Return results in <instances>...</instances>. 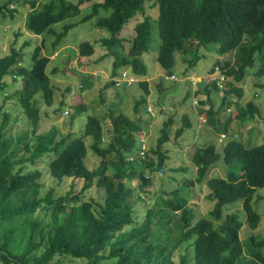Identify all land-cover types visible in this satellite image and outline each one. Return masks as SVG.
I'll use <instances>...</instances> for the list:
<instances>
[{"label": "trees", "instance_id": "1", "mask_svg": "<svg viewBox=\"0 0 264 264\" xmlns=\"http://www.w3.org/2000/svg\"><path fill=\"white\" fill-rule=\"evenodd\" d=\"M10 1L0 4V13L13 18L17 8ZM85 1L90 2V10L80 22L96 16V26L109 33L101 39V43L107 53L113 55L112 77L119 67H128L137 75L146 74L142 54L149 49L153 29L151 15L145 13L146 4L150 2L149 6L157 5L158 9L160 45L157 62L166 76L173 74L176 53L187 68L196 65L208 51L215 50L221 56L209 71L220 70L224 79H230V87L224 90L216 108L210 99L212 88L218 90L216 80H210L209 84H203V90L199 89L207 100L201 102L209 101L210 104L201 111L206 124L221 134H227L231 120L243 123L259 113L256 104L249 101L243 105L240 100L248 68H253L257 62L252 74L257 77L264 75V0H77L76 3L71 0H23L22 5L29 8L25 27L36 35L53 33L55 39L52 46L55 49L68 30L80 22L64 23L58 32H54L52 26L79 14V5ZM100 10L106 14L97 16ZM136 13H141L142 19L135 23L131 39L121 37L124 24ZM28 43L24 41L22 46ZM43 45L42 40V45L34 47L29 67L21 65V49L14 46L0 56V89L9 85L7 77L14 82L20 81L21 87L5 99L16 100L33 133L40 119L37 93L40 92L39 97L46 106L53 103L54 97V88L46 72L50 59L41 55ZM78 48L81 56L93 53V46L88 41L80 43ZM229 52H232V59L225 57ZM115 83V79L111 78L105 85L108 87ZM139 85L145 94L149 93L145 80ZM260 87L264 88V83ZM144 102V96L136 100L134 111L137 112L138 106ZM73 105L76 112L85 109L84 105ZM232 106L235 114L228 113L222 120L220 111L229 110ZM187 117L183 115V125L176 130V138L190 127L191 121ZM8 120L9 115L4 113L0 125L1 263L63 264L70 259L80 260L79 264H175V251L182 243L192 239L194 264H264L261 252L264 240L255 241L251 235L250 243L258 249L250 250L248 256L239 237L244 222L255 229L261 218L258 210L253 208L252 200L256 189L264 188V142L246 147L242 141L230 138L223 146L224 178L204 179L207 169L219 156L213 143L194 150L191 155L195 166L194 180L183 179L172 193H178L181 187L188 188L194 183L205 184L208 188L206 198L213 201V207L207 212L208 216L203 217L185 206L186 197L164 200L163 204L170 211L183 209L181 218L178 217L175 223L177 235L170 238V228V231H160V227L171 219L170 211L148 207L142 224L137 225L134 219L135 202L140 199L139 193L144 191L148 181L143 172H136L134 165L138 161L127 158L144 144L139 136L142 134L141 125L135 119L122 113L111 115L112 131L105 137L102 121L88 115L78 136L70 134L55 141L56 129L52 127L30 138L25 132L15 143L2 138L1 129ZM171 124V118L163 122L155 147L144 152V157L149 154L156 156L157 169L168 158L163 145L169 140ZM87 137L91 138L88 143L90 154L100 159L94 168L85 164ZM20 141H23L29 155L16 158V147ZM46 155L49 157L44 161L52 178L58 182L67 177L83 180L79 193L71 194L69 190L64 195L55 196L53 187L42 193V184L38 181L41 172L36 168L22 172L23 162L35 165ZM135 176L139 181L137 194L126 185ZM93 185L102 189V203L80 199V195ZM257 198L256 202L264 200V196ZM237 200L242 201L246 215L244 221L236 212L223 214V206ZM37 211L42 212L41 217L34 215ZM213 220L217 221V225ZM125 226L131 228L124 230ZM179 264H188L185 254L180 256Z\"/></svg>", "mask_w": 264, "mask_h": 264}, {"label": "rangeland", "instance_id": "2", "mask_svg": "<svg viewBox=\"0 0 264 264\" xmlns=\"http://www.w3.org/2000/svg\"><path fill=\"white\" fill-rule=\"evenodd\" d=\"M5 1L0 0V4ZM22 1H10L17 8L15 17L11 18L8 15L4 17L0 13V56L7 53L10 46H14L16 49H21V65L29 67L34 47L42 45L43 40L44 47L41 49V55L49 56L50 59L46 72L54 88V97L53 103L46 106L42 98L39 97L40 92L37 93L40 119L38 128L33 133L26 115L18 106L16 100L14 98L5 99L7 95L13 94L15 90L21 87L19 80L14 82L7 77L6 80L9 85L4 89H0V125L3 121V114L7 113L9 115V120L1 129L2 138L11 139L15 143L18 137L25 132H28L30 138L36 134L46 132L52 127L56 129L55 141H59L62 137L70 134L78 136L84 129L88 115L95 116L102 121L103 132L106 137L112 131L111 115L116 116L122 113L130 119H135L141 125L142 134L139 136L140 140L144 142V144H141V150L142 145H146L145 151H147L149 148L155 147L163 122L171 118L169 140L163 145L168 158L165 159L160 169H157L156 156L149 154L144 157L140 155L138 147L136 153L127 156L130 161H138L134 165L136 172H143L148 180L143 187L144 191L139 193L140 199L135 202V222L137 225L143 223L148 207L170 211L171 209L163 204L164 200L178 196L186 197L185 206L191 207L197 216L207 217V212L213 207V201L206 198L208 188L205 184L194 183L193 186L188 188L183 189L181 187L178 193H172V191L179 188L183 179L194 180L195 166L191 161V155L197 147L213 143L219 155L216 162L207 169L204 179L209 177L224 178L226 168L222 159L223 146L230 138L242 141L246 147L264 142V88L260 87V84L264 83V75L257 77L252 74L258 63L256 62L253 68H248V74L242 84L243 97L240 103L244 105L246 102H253L258 106L259 113L243 123L238 120H231L227 134H221L206 124L204 117L201 115V111L206 110L210 104L209 101L207 103L201 102V100H204V102L207 100L205 94L202 93L203 91H199V89L203 90V84H209L210 80H216L218 90L212 88L210 99L213 101L214 108L218 106L224 90L230 87V79H224L217 68L214 72L209 70L212 68L214 61L221 56L215 50L208 51L206 56L200 58L196 65L187 68L186 64L180 60V55L177 57L176 53V62L172 70L175 79L166 76L157 62L160 45L157 29V5L154 7L149 6V2L146 4L145 10V13L151 15L153 26L149 49L142 54V59L147 67L146 74L137 75L128 67H119L116 75L112 77L113 55H109L107 49L101 43L103 37L109 36L108 31L96 26V16L88 21L80 22L90 10V2L85 1L79 5L81 11L76 16L67 18L52 26L53 31L58 32L64 23L80 22L68 30L67 34L61 39L60 44L54 49L52 42L55 35L53 33L47 32L36 35L25 27V16L29 8L27 5H22ZM71 1L73 3L77 2V0ZM105 14V11L100 10L97 16ZM141 19V13H136L124 24L120 36L130 40L132 33L134 34L133 27L135 23ZM24 41H28V45L22 46ZM84 41L90 42L93 46V53L90 56L79 54L78 46ZM225 57L232 59V52L225 54ZM185 69L187 70L185 71ZM111 78L116 80V84L106 87L105 84ZM142 80L147 83L148 94H145L143 87L139 85ZM141 96L145 97V102L139 106L137 105L138 111L136 109L137 112H135V101ZM73 104L84 105V111L76 112ZM233 110V106L229 110H221L222 120L227 117L228 113L235 114ZM183 115L188 116L191 125L189 128H185L180 137L176 138V130L183 125ZM232 132H234L233 135H231ZM90 139V137L85 139L88 155L85 164L89 168H94L100 159L96 155L90 154L91 150L88 146ZM138 140L137 136L136 145ZM30 149H32V146H30ZM15 154L16 158L29 155V152L24 149L23 141L17 144ZM48 157L49 155H46L42 159L43 161L40 160L35 165H31L28 161L23 162L22 172L25 173L34 168L41 172L38 181L42 184V193L47 192L51 187L54 188L55 196L64 195L69 190H71V194L79 193L83 180L76 177H67L58 182L48 173L44 161ZM138 182L137 176H135L126 185L133 189V193L137 194L139 192ZM257 196H264V188H257L252 200L253 208L258 210L261 216L259 225L255 229H251L244 222L239 233L244 253L248 256L250 250L258 249L251 245L250 236L253 235L255 241L264 240V200L256 202L258 200ZM103 198L102 189L94 185L80 195L81 200L92 199L97 203H102ZM241 203V200H237L224 205L223 214L236 212L240 219L244 221L246 215ZM181 210L170 211L171 219L165 226L160 227L161 232L171 230L170 238L177 235L175 223L178 217L181 218L183 209ZM34 215L41 217L42 212L37 211ZM213 223L217 225L216 220H213ZM130 228L131 226H125L124 230ZM191 241L192 239L189 242L182 243L175 251L173 256L175 264H179L180 256L183 254L187 256L188 264H194ZM261 252L264 254V247H262ZM66 261L63 264L80 263V260L66 259ZM0 264L3 263L0 262Z\"/></svg>", "mask_w": 264, "mask_h": 264}, {"label": "clouds", "instance_id": "3", "mask_svg": "<svg viewBox=\"0 0 264 264\" xmlns=\"http://www.w3.org/2000/svg\"><path fill=\"white\" fill-rule=\"evenodd\" d=\"M169 78H172V79H175V76H174V74H172L171 76H169ZM116 81V80H115ZM116 84V83H115ZM143 147H142V150L140 149L139 150V153H140V155H143L144 156V152H145V150H146V145H142ZM213 165V164H212ZM211 165V166H212Z\"/></svg>", "mask_w": 264, "mask_h": 264}]
</instances>
